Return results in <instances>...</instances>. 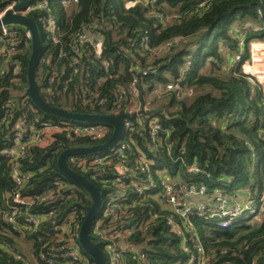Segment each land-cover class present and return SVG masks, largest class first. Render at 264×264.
I'll return each mask as SVG.
<instances>
[{
    "label": "trees",
    "instance_id": "trees-1",
    "mask_svg": "<svg viewBox=\"0 0 264 264\" xmlns=\"http://www.w3.org/2000/svg\"><path fill=\"white\" fill-rule=\"evenodd\" d=\"M29 1L45 6L29 14L42 42L36 78L44 101L70 113L124 115L123 123L134 124L131 136L122 142L128 146L124 162L136 177L126 189L128 201L117 202L119 209L115 210L119 215L115 225L132 229L133 235L127 240L130 248L119 264H197L201 257L205 264H264V214L253 224L237 223L221 229L196 214L188 221L182 219L161 197L162 183L167 179L186 189L204 186V202L187 203L203 206L209 215L217 193L226 197L229 205L248 197L260 201L264 193V95L259 85L251 86L241 65L250 59V43L255 39L264 41V0H138L131 9L125 6L127 0H79L72 12L64 8L62 0ZM9 3L0 0V12ZM51 17L59 28L56 36L44 25ZM168 17L172 19L166 23ZM89 30L103 36L105 50L99 59L89 45L82 46L80 55L74 53L79 44L77 36ZM16 31V52L10 58L0 55V151L8 143L4 137L17 119L28 121L37 130L42 123L68 122L105 128L107 134L100 140L56 134L49 145L27 148L19 165L22 172L32 173L33 177L19 189L22 196L36 199L33 214L45 212L48 220L42 230L21 231L23 244L29 246L27 256L19 243L18 228L13 229L0 218V264H83L64 260L60 256L64 248L52 250L54 235L46 228L51 220L67 224L70 215L77 216L81 228L92 202L85 190L59 175L57 161L66 150L104 144L112 136L113 127L64 121L37 109L28 95L31 38L23 28ZM241 38V61L234 63L232 56L238 53ZM76 60L79 63L73 66ZM104 62L110 65V79H105ZM77 66L80 68L75 74ZM134 79L139 80L142 96L151 94L156 86L174 83L182 90H194L195 97L186 103L176 93L171 94L167 105L159 107L163 111L142 115L139 126L137 119L127 114ZM73 96H78L79 103L72 101ZM86 101L91 104L85 106ZM10 113L12 118H8ZM149 118L158 119L156 147L150 142ZM5 119L7 125L2 123ZM140 153L155 163L147 166L149 174L140 168ZM72 159L67 161L69 167L95 185L103 203L120 194L110 170L118 159L111 158L93 168L77 166ZM11 167L10 160L0 154L3 208L13 204L17 191L10 178ZM189 168L198 172L192 173ZM151 183L155 185L154 193L146 190ZM109 221L104 220L103 225ZM16 225H24L22 217L17 218ZM80 253L82 259L94 264L82 249Z\"/></svg>",
    "mask_w": 264,
    "mask_h": 264
},
{
    "label": "built area",
    "instance_id": "built-area-1",
    "mask_svg": "<svg viewBox=\"0 0 264 264\" xmlns=\"http://www.w3.org/2000/svg\"><path fill=\"white\" fill-rule=\"evenodd\" d=\"M9 1V0H8ZM7 7L0 12V20L4 17V15L8 11H12L14 7L17 5V1H10ZM138 0H127L125 6L127 9H131L137 5ZM61 4L67 9L69 12L76 10L79 0H62ZM44 4L34 5L28 4L26 8L20 12V14L29 16V14L35 9H43ZM44 25H46L49 32H51L54 36L57 35L59 28L56 24L54 18H48ZM16 28H23L18 25H1L0 26V55L10 58L15 52V41H17V31ZM24 29V28H23ZM25 30V29H24ZM27 32V31H26ZM28 33V32H27ZM29 35V33H28ZM30 36V35H29ZM77 40L79 42L78 46L74 48L75 55H80V49L82 46L89 45L92 48V53L95 58L99 59L102 57L103 52L105 50V44L103 36L100 33L93 32L88 33L82 32L77 36ZM264 44V41L253 40L250 43V59L241 65V72L244 74L251 84V86L259 85L264 95V62L262 57L264 53H260L258 59L255 58V45L256 44ZM166 48H170V45H167ZM244 48V39L241 38L239 40V51L237 54L232 56V61L234 63H240L242 57V51ZM79 60H76L72 65H77ZM257 63L262 66L263 71L257 70ZM84 68V66H81ZM19 63L16 68L18 70ZM80 66H77L75 69V74L79 71L77 70ZM103 68L105 71V79H110L112 76L109 74V63L104 62ZM144 75H148L147 72ZM54 78L50 80V86L53 85ZM192 90L190 88H186V90ZM48 92L50 93V89L48 88ZM182 89L178 87V85L174 83H168L166 85L156 86L151 94H153L154 98L152 101H148L146 96H142L140 92L139 80L134 79L130 86V94L132 103L128 108L127 114L129 116L135 117V121L139 126H141L142 115L145 117L148 114L152 113L150 111L159 109L154 106L158 99H163L169 97L171 94L176 93L179 97L181 95ZM191 93H193L191 91ZM72 101L75 103H79L78 96L71 97ZM102 102H100L101 104ZM91 101H86L85 106L90 105ZM167 105V104H166ZM13 115L10 113L8 118H12ZM65 121V120H64ZM150 121V142L153 147H156L159 141L160 131L157 128L158 119L149 118ZM4 125H7V119L2 121ZM124 133L118 144L113 146L112 148L106 150L105 154H93L89 156V158H82L81 160L76 159L77 156L70 157L71 162L77 166L85 167L86 165L90 167H95L98 165L104 164L106 160L111 158H115L119 160V163L112 166L110 170L113 172L115 177L114 185L121 190L120 194H117L115 197H108L107 200L103 203L101 210L98 214V219L93 224V228L91 231V235L95 240L100 242L95 243H105L104 247L106 249V259L107 264H119L123 258V255L130 248L128 244V238L133 235L132 229H122L119 226L115 225L116 218L119 217L118 213L115 210L119 209V205H116L117 202H125L128 201L129 197L126 192V189L132 186L134 183V179L136 177L135 172L128 165L125 164V156L124 152L128 148L123 141H126L129 136H131V132H133L134 124L131 122L124 123ZM56 134H65L68 138H77V137H91L96 140L104 139L107 130L101 127L95 126H74L68 122H60L59 124H50V123H42L41 128L37 130L35 126L28 121H22L21 119H17L15 125H13L8 134L5 135V139L8 140V143L5 144V148L0 151V154L10 160L11 163V171L10 178L17 186V191L12 198V205L7 204L4 208L0 204V218L4 221L6 225H11L12 228H18L19 233H21V238H19V243L24 247V238H22V232L30 233L31 231H39L42 230L43 223L48 220V215L45 212L33 214V209L37 206L36 199L29 196H22L21 190L19 188H23L30 179L33 177L32 173L22 172L19 160L26 156L27 148L30 145H40L46 146L55 141ZM90 155V154H89ZM69 158V159H70ZM140 168L145 172V174H149L150 170L147 167L148 165H155V163H151L146 157V155L140 153L139 157ZM143 165H146V168H143ZM89 167V169H90ZM192 173H197L198 170L196 168L188 169ZM143 177H149L148 175ZM162 188L164 193L161 195L164 201H167L169 205L172 207L174 213L180 216L182 219L186 221L189 220L190 216L194 214L203 217L207 220L211 221V224L221 228V229H229L236 225L237 223L243 225H250L260 220L264 214V193L259 202L256 201L253 197H248L244 201H237L232 205L227 204V200L222 198V195L217 193L213 196L215 199V203L213 206L214 210L209 213L203 209V206H196L193 204H189L185 202L187 197L194 198H204L206 195V188L201 186L199 188H182L175 180H164L162 183ZM146 190L150 193L155 192V185L152 183L149 186H146ZM58 197L60 195H57ZM56 196V197H57ZM220 196V197H218ZM55 198L54 202H57L58 197ZM18 217L23 218V226L17 227L16 220ZM104 220H110L108 224L103 225ZM173 223L172 220H170ZM138 225L135 226V228ZM47 229H50L54 235L55 244L52 245V250L64 248V254L60 255L64 260H69L72 263H77L78 261L83 262V264H89L88 260L82 259L80 249L81 246L78 241L80 228L77 222L76 215H70L68 219V223L64 225H59L55 220H51V224L46 226ZM103 242V243H102ZM58 245H61L58 247ZM134 248V246H132ZM185 251H189L186 246H184ZM29 250L25 249V253L27 256H30ZM197 264H205V259L201 257Z\"/></svg>",
    "mask_w": 264,
    "mask_h": 264
},
{
    "label": "water",
    "instance_id": "water-1",
    "mask_svg": "<svg viewBox=\"0 0 264 264\" xmlns=\"http://www.w3.org/2000/svg\"><path fill=\"white\" fill-rule=\"evenodd\" d=\"M17 1V5L12 11H8L4 17L0 20V26L3 25H18L23 27L30 35L32 42V52L28 60V95L34 106L46 115H50L65 121H77L81 123L92 124H109L113 127L112 136L102 145H97L90 148H74L64 151L58 158L57 166L59 175L70 183L85 190L90 198L91 205L87 208L85 219L81 225L78 241L81 249L88 254L94 264H107L106 256L103 252V245L101 243H95V239L91 235L93 224L101 210L102 198L100 192L93 183L87 180L84 176L74 172L68 165V159L72 156H82L94 154L97 152L105 151L121 140L124 133V115L110 116L99 114H87V113H70L63 109L50 106L47 104L40 92V88L36 78L37 68L40 62V54L42 42L38 32L37 24L33 18L20 14L26 6L30 3L29 0H9ZM163 109L152 110V113H160ZM133 117H131L132 119Z\"/></svg>",
    "mask_w": 264,
    "mask_h": 264
},
{
    "label": "rangeland",
    "instance_id": "rangeland-1",
    "mask_svg": "<svg viewBox=\"0 0 264 264\" xmlns=\"http://www.w3.org/2000/svg\"><path fill=\"white\" fill-rule=\"evenodd\" d=\"M171 19H172L171 17L166 18V23L169 22V20L171 21ZM254 51H255V58L258 59V56L260 55V53L261 52L264 53V44H262V43L261 44H256L255 48H254ZM262 57H264V55ZM257 66H258L257 70L263 71V68H262V66H260L259 63H257ZM191 91L193 93H191ZM196 94H197V92H196ZM193 96H194V90H189V89L186 90V89H184L181 92L180 99L185 101L186 103H190L193 100V98L195 97V96L194 97ZM146 98L148 99V101H152L154 96H153V94H149L148 96H146ZM168 100H169L168 97L167 98H163V99H158V101L155 103L154 106L157 108L160 105H166L168 103ZM218 197H220V196H218ZM222 198H223V196H222ZM224 199L227 200L226 197H224ZM195 200L198 201V199H196V198H195ZM201 201L204 202L203 200H201ZM186 202H188V200H186ZM206 202H207V204L211 203L210 201H206ZM24 248L29 250V246L27 244H24Z\"/></svg>",
    "mask_w": 264,
    "mask_h": 264
},
{
    "label": "crops",
    "instance_id": "crops-1",
    "mask_svg": "<svg viewBox=\"0 0 264 264\" xmlns=\"http://www.w3.org/2000/svg\"><path fill=\"white\" fill-rule=\"evenodd\" d=\"M263 62H264V58H263ZM196 199H198V201H201V200H203V199H201V198H196ZM201 199V200H200ZM187 200H188V202L189 203H194V202H198V201H196L195 200V198L194 197H189V198H187ZM190 200V201H189Z\"/></svg>",
    "mask_w": 264,
    "mask_h": 264
}]
</instances>
